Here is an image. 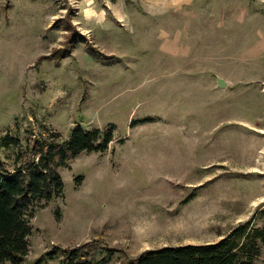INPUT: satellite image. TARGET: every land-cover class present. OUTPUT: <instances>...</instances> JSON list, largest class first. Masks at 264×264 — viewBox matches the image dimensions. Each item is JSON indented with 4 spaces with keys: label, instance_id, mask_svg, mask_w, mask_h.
I'll use <instances>...</instances> for the list:
<instances>
[{
    "label": "rangeland",
    "instance_id": "rangeland-1",
    "mask_svg": "<svg viewBox=\"0 0 264 264\" xmlns=\"http://www.w3.org/2000/svg\"><path fill=\"white\" fill-rule=\"evenodd\" d=\"M77 124L113 139L61 169L23 264L101 236L125 264L264 227V0H0V157H17L8 133Z\"/></svg>",
    "mask_w": 264,
    "mask_h": 264
},
{
    "label": "trees",
    "instance_id": "trees-1",
    "mask_svg": "<svg viewBox=\"0 0 264 264\" xmlns=\"http://www.w3.org/2000/svg\"><path fill=\"white\" fill-rule=\"evenodd\" d=\"M46 127L41 135L28 137L25 143L11 133L2 138L4 146H19V150L13 162L0 157V262L26 261L34 214L65 194L61 169L84 151L106 150L113 139L111 131L86 129L81 124L73 128L69 139L59 129ZM102 239L62 249L63 263L107 264L116 249ZM96 242L108 250L107 257L98 258ZM263 246L264 227L245 223L218 242L148 249L125 264H258ZM58 252L49 254L58 257Z\"/></svg>",
    "mask_w": 264,
    "mask_h": 264
},
{
    "label": "water",
    "instance_id": "water-1",
    "mask_svg": "<svg viewBox=\"0 0 264 264\" xmlns=\"http://www.w3.org/2000/svg\"><path fill=\"white\" fill-rule=\"evenodd\" d=\"M228 84V81L223 77H218V85L221 87H226Z\"/></svg>",
    "mask_w": 264,
    "mask_h": 264
}]
</instances>
